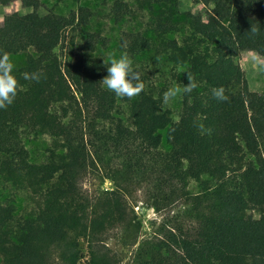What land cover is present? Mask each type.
<instances>
[{"label":"trees","instance_id":"obj_1","mask_svg":"<svg viewBox=\"0 0 264 264\" xmlns=\"http://www.w3.org/2000/svg\"><path fill=\"white\" fill-rule=\"evenodd\" d=\"M14 2L31 12L8 15L0 27V54L23 58L14 72L23 88L0 109V179L29 192L31 205L18 214L13 200L0 201V264H122L112 236L136 247L132 264H264V96L250 90L240 63L244 52L264 57V0H193L213 6L207 22L163 12L148 23L154 38L121 35L119 52L133 63L154 51L183 69L182 88L187 73L195 78L175 122L142 76L144 91L123 99L129 116H121L119 98L100 82L108 61L94 54L110 39L86 30L90 8L58 15L41 14L42 0L0 5ZM134 15L127 2L113 3L115 23ZM37 71L38 83L21 77ZM220 86L227 102L212 96ZM41 138L50 146L36 162L28 145ZM90 174L112 190L87 196ZM138 191L160 219L141 240L131 204Z\"/></svg>","mask_w":264,"mask_h":264},{"label":"rangeland","instance_id":"obj_2","mask_svg":"<svg viewBox=\"0 0 264 264\" xmlns=\"http://www.w3.org/2000/svg\"><path fill=\"white\" fill-rule=\"evenodd\" d=\"M116 0H42L44 8L40 13L45 14L47 10H53L58 15H67L71 11L77 10L80 6L90 8L94 12L91 25L86 28L87 31H97L110 39V46L107 50H98L94 56L104 58L110 61L112 57L119 58L121 53L118 49V42L124 32H142L146 36L154 38L152 32L148 31V23L163 12L171 13L175 22H183L187 13L200 14L205 22L208 21L207 13L213 6L205 7L202 4H195L193 0H123L132 6L135 15L131 18H125L120 23H115L111 16L112 5ZM30 9L23 8L19 2L16 5H0V27L3 26L4 18L13 13L25 15L30 13ZM171 39L175 35L170 36ZM182 35L179 36L181 38ZM75 47V43L67 40L66 46ZM63 52V51H62ZM65 52V51H64ZM15 68L23 65V58H11ZM241 67L245 71L249 88L252 92L264 96V57L256 52H244L241 55ZM133 67L141 73L146 81V89L154 90L161 95L163 109L169 112L172 121H178L182 110V93L168 104L163 103V93L174 86L181 87L182 68H176L173 64L156 56L154 51L144 54L137 58ZM119 98L118 104L121 109L122 117L128 118L129 105ZM163 137V149L167 150L169 146L166 142V130L161 132ZM50 146L48 138H41L31 142L28 145L33 161L40 162L46 159L47 149ZM49 183L46 187H51ZM82 188L85 194L91 198L95 197L101 191H111L113 185L110 180L101 177V175L90 174L82 182ZM13 200L15 202L17 213L25 214L31 205V195L27 191L17 190L4 183L0 179V201ZM131 204L134 207L137 220L141 223L140 240L148 238L154 231L153 222L159 221L150 202L147 201L144 193L138 191L131 197ZM83 252L86 254V243L81 241ZM109 248L122 256V264H132L136 247L124 246L118 237L112 236L108 241Z\"/></svg>","mask_w":264,"mask_h":264},{"label":"clouds","instance_id":"obj_3","mask_svg":"<svg viewBox=\"0 0 264 264\" xmlns=\"http://www.w3.org/2000/svg\"><path fill=\"white\" fill-rule=\"evenodd\" d=\"M249 32L257 34L258 29L252 26ZM105 65L107 66V75L100 82L106 90L114 93L117 98L132 99L144 91L145 84L141 79V73L133 67V60L127 53H122L118 59L112 57ZM14 72V62L10 54L5 51L0 54V109L6 110L11 106L23 88ZM42 75L39 71L21 73V77L24 80L37 83L40 82ZM187 79L189 83L184 85L183 88L174 86L163 93L164 104L170 103L181 93H191L198 86L191 73H187ZM212 96L219 102H227L229 100V96L226 95L223 86L214 87ZM197 128L203 134L204 126L198 124ZM207 132L210 134L211 129H207Z\"/></svg>","mask_w":264,"mask_h":264},{"label":"crops","instance_id":"obj_4","mask_svg":"<svg viewBox=\"0 0 264 264\" xmlns=\"http://www.w3.org/2000/svg\"><path fill=\"white\" fill-rule=\"evenodd\" d=\"M20 3V2H19ZM10 5H16V2H14V3H11ZM10 5H7V6H10Z\"/></svg>","mask_w":264,"mask_h":264}]
</instances>
